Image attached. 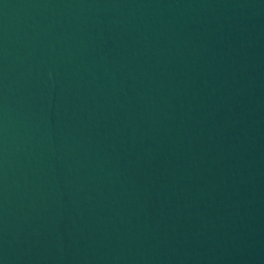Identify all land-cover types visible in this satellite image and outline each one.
I'll return each mask as SVG.
<instances>
[{
    "label": "water",
    "instance_id": "1",
    "mask_svg": "<svg viewBox=\"0 0 264 264\" xmlns=\"http://www.w3.org/2000/svg\"><path fill=\"white\" fill-rule=\"evenodd\" d=\"M0 264H264V0H0Z\"/></svg>",
    "mask_w": 264,
    "mask_h": 264
}]
</instances>
